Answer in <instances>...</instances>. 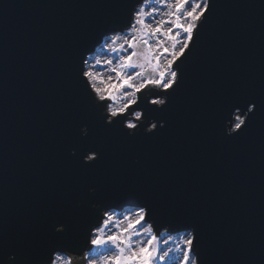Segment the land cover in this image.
I'll return each mask as SVG.
<instances>
[{"label": "water", "instance_id": "water-1", "mask_svg": "<svg viewBox=\"0 0 264 264\" xmlns=\"http://www.w3.org/2000/svg\"><path fill=\"white\" fill-rule=\"evenodd\" d=\"M132 3L0 0V264L81 243L92 202L147 204L177 231L195 227L204 264H264V0H212L173 65L181 80L168 107L145 112L165 127L135 137L104 125L80 77L85 53ZM246 101L253 114L227 137L224 118ZM86 150L100 153L92 166Z\"/></svg>", "mask_w": 264, "mask_h": 264}, {"label": "clouds", "instance_id": "clouds-1", "mask_svg": "<svg viewBox=\"0 0 264 264\" xmlns=\"http://www.w3.org/2000/svg\"><path fill=\"white\" fill-rule=\"evenodd\" d=\"M211 3L212 0H191L189 7V0H133L123 25L101 38L103 54H97L100 46L85 53L80 77L86 83L92 105L100 110V117L106 127L119 125L129 137L140 135L141 132L150 136L157 132L158 127H165L163 121L146 118L145 112L148 109L163 112L168 107L174 86H178L181 80L180 68L173 65L176 66L178 62L182 64L193 45L187 39V31L192 29L194 35H199ZM167 85H171V88ZM149 86L159 94L145 91ZM255 108V103H248L246 111L242 107H234L230 118H224V134L233 137L240 133ZM130 125L133 127L130 128ZM80 134L82 138L88 137V127H81ZM72 155H76L75 150ZM99 158V152H89L83 157V164L91 165ZM87 191L89 196H94L96 189L89 187ZM140 205L124 202L117 208L103 202L90 203V209L95 215L93 222L83 231V234H87V242L93 246V240L99 243L101 235H118L121 241L131 240L137 250L142 245L146 247L151 244L155 251L160 245L157 233L166 237L164 244L173 240L177 230L156 218L147 204H143L145 207ZM118 211L124 213L122 218H117ZM110 224L117 229L116 233L105 232ZM54 231L60 234L66 229L60 224ZM178 234L180 240L175 249L167 248L159 256L161 264H166V258L173 251L182 252L177 264H204L199 248L190 256L186 251L191 249L190 241L195 239L196 230L180 229ZM54 247L56 250H52ZM116 255L117 252L112 251L96 259H89L87 252L80 251L78 245H53L39 259H18L17 253H9L3 259V264H113Z\"/></svg>", "mask_w": 264, "mask_h": 264}, {"label": "snow or ice", "instance_id": "snow-or-ice-1", "mask_svg": "<svg viewBox=\"0 0 264 264\" xmlns=\"http://www.w3.org/2000/svg\"><path fill=\"white\" fill-rule=\"evenodd\" d=\"M190 7V5H188ZM210 7V6H209ZM203 25H201L202 27ZM196 35H194L192 29H188L187 31V39L189 43H193L194 38ZM182 55H184L182 53ZM175 71L173 73V79H175ZM149 85H151V82H149ZM166 87L171 88V85H167ZM148 92H152L154 94H159L155 93V90L152 89L150 86L145 89ZM246 103H251L250 101H246ZM261 103L262 107H264V102H257ZM250 119V118H249ZM130 128L133 126L130 125ZM242 130V129H241ZM239 134V133H237ZM87 138V137H86ZM90 151L86 150L85 156L89 153ZM97 161H93L91 165L92 166L96 163ZM140 207H145V205H140ZM150 212H153L151 209V206L148 205ZM154 214V213H153ZM98 224V222H97ZM195 229V227H192ZM66 229V228H65ZM196 230V229H195ZM59 235H66V231L64 233H60ZM88 237L87 234H83V242L87 243ZM197 241V233L195 235V239L193 241H190L191 243V249H187L186 251L188 252V255L190 256L191 253H193V250L196 249L198 250V243H194ZM93 246L96 248H103L108 252L116 251L117 255L114 258L113 264H154V257H156L157 252H163L162 249H156L153 251V246L151 244L145 246H141L139 250L135 248L134 245H132L131 240H125L121 241L120 236H110L105 238L103 235L99 238V243L97 242L96 239L93 240ZM79 242H71V243H66L63 245H58V246H76L79 245ZM52 250H56L55 247ZM197 252V251H196ZM187 259V257H186Z\"/></svg>", "mask_w": 264, "mask_h": 264}, {"label": "rangeland", "instance_id": "rangeland-1", "mask_svg": "<svg viewBox=\"0 0 264 264\" xmlns=\"http://www.w3.org/2000/svg\"><path fill=\"white\" fill-rule=\"evenodd\" d=\"M191 0H189V5H190ZM106 42V41H105ZM131 50H129L130 52ZM97 54H103L102 51V46L100 45L99 50L97 51ZM115 62V61H114ZM125 211H131V209H125ZM117 218H122V216L124 215V213L122 211H118L116 213ZM123 227V226H122ZM105 232L108 234H114L117 232V229L114 228L111 224L108 226L107 229H105ZM179 231L176 232V234L174 235V239L173 240H169L168 244H164L163 241L166 237H161L159 236V234H157L158 236V240L160 241V245L158 246V249H162L163 252L167 249V248H172L173 250L176 247V244L179 242L180 240V236H179ZM185 235L187 234L186 232L184 233ZM105 238H107L105 236ZM106 251L103 248H96L95 246H90V248L87 251V255L89 257V259H96L97 257L105 254ZM163 252H157L156 257L154 259V264H161L160 260H159V256L163 254ZM182 252L181 253H176L175 251L170 252L169 253V257L166 258V264H177L178 259L181 257Z\"/></svg>", "mask_w": 264, "mask_h": 264}]
</instances>
